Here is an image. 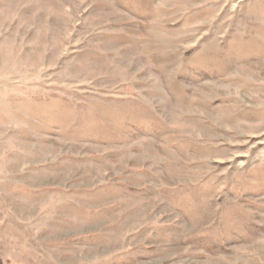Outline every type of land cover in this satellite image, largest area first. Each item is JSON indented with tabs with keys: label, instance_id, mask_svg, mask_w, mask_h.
<instances>
[{
	"label": "rangeland",
	"instance_id": "rangeland-1",
	"mask_svg": "<svg viewBox=\"0 0 264 264\" xmlns=\"http://www.w3.org/2000/svg\"><path fill=\"white\" fill-rule=\"evenodd\" d=\"M0 264H264V0H0Z\"/></svg>",
	"mask_w": 264,
	"mask_h": 264
}]
</instances>
